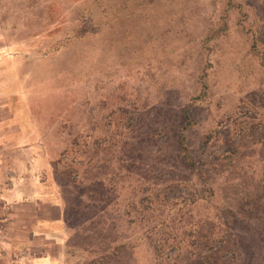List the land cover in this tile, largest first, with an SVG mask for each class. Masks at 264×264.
Instances as JSON below:
<instances>
[{"label": "rangeland", "instance_id": "1", "mask_svg": "<svg viewBox=\"0 0 264 264\" xmlns=\"http://www.w3.org/2000/svg\"><path fill=\"white\" fill-rule=\"evenodd\" d=\"M0 81L56 264H264V0H0Z\"/></svg>", "mask_w": 264, "mask_h": 264}, {"label": "crops", "instance_id": "2", "mask_svg": "<svg viewBox=\"0 0 264 264\" xmlns=\"http://www.w3.org/2000/svg\"><path fill=\"white\" fill-rule=\"evenodd\" d=\"M4 86L0 81V222H9L11 230H8L7 235L0 237V264H56L55 254L49 253V248L54 246L55 242L47 239L46 234L49 231L45 230L50 227L53 232L59 227L60 210L52 202L43 200L41 194L44 192L38 189L34 176L36 161H33L31 169L28 157L25 168L16 173L13 179L7 174L8 167L13 165L12 162L17 157L13 150L19 151L22 150L19 148L23 147L18 146L17 139L10 140ZM21 161L22 159L17 157V162L24 167ZM17 246L23 250L21 249L20 255L14 258ZM39 250L41 251L38 253Z\"/></svg>", "mask_w": 264, "mask_h": 264}, {"label": "trees", "instance_id": "3", "mask_svg": "<svg viewBox=\"0 0 264 264\" xmlns=\"http://www.w3.org/2000/svg\"><path fill=\"white\" fill-rule=\"evenodd\" d=\"M222 29H224V26H222L219 29H217L216 31H214V33L218 34V32ZM210 32H212V30L209 31V35H207V39H212L214 37V35H213L214 33L210 35ZM198 86H199L198 87L199 93L197 95L189 98L190 104H192L196 100H201L204 97V93H205V89L207 88V85H206V81H205V73H203V72L199 75ZM188 112H189V107L184 106L182 109V112H181L182 126L179 127V130L176 134V137H177V146H178L177 149H178L179 153L181 154V158L183 159V162L185 163V165L187 167H189L190 169H192L194 167V163H193V160L188 153L187 139L183 134V131L187 127H189L192 123V120H191ZM222 264H224V263H222Z\"/></svg>", "mask_w": 264, "mask_h": 264}]
</instances>
